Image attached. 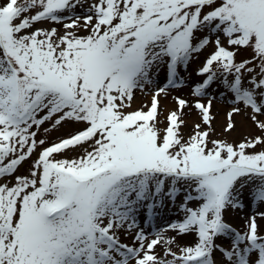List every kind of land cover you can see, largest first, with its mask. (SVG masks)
I'll return each mask as SVG.
<instances>
[{
    "label": "snow or ice",
    "instance_id": "obj_1",
    "mask_svg": "<svg viewBox=\"0 0 264 264\" xmlns=\"http://www.w3.org/2000/svg\"><path fill=\"white\" fill-rule=\"evenodd\" d=\"M0 264H264V0H0Z\"/></svg>",
    "mask_w": 264,
    "mask_h": 264
},
{
    "label": "rangeland",
    "instance_id": "obj_2",
    "mask_svg": "<svg viewBox=\"0 0 264 264\" xmlns=\"http://www.w3.org/2000/svg\"><path fill=\"white\" fill-rule=\"evenodd\" d=\"M192 67H195V64H193V66Z\"/></svg>",
    "mask_w": 264,
    "mask_h": 264
}]
</instances>
